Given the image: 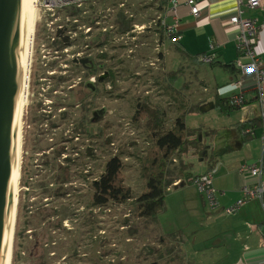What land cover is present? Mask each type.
<instances>
[{
    "label": "rangeland",
    "instance_id": "374dc122",
    "mask_svg": "<svg viewBox=\"0 0 264 264\" xmlns=\"http://www.w3.org/2000/svg\"><path fill=\"white\" fill-rule=\"evenodd\" d=\"M160 1L86 0L72 15L67 8L44 10L37 0L10 264H229L224 248L232 244L234 214L214 210L218 195L230 198L223 182L235 183L232 168L245 158L230 128L238 112L201 103L203 92L181 87L189 77L196 88L198 79L165 42L168 3L159 9ZM117 16L128 21V31L118 33ZM60 28L71 37L68 47L55 46ZM200 70L219 81L214 67L200 63ZM139 104L162 110L165 129L183 112L192 132L168 169L183 164L200 174L219 157L217 208L179 179L185 184L168 186L155 223L138 217L131 200L92 204L90 182L112 156L121 159L134 196L145 187L140 168L151 142L144 114L133 118ZM226 145L233 150L223 153Z\"/></svg>",
    "mask_w": 264,
    "mask_h": 264
},
{
    "label": "crops",
    "instance_id": "0c3cea01",
    "mask_svg": "<svg viewBox=\"0 0 264 264\" xmlns=\"http://www.w3.org/2000/svg\"><path fill=\"white\" fill-rule=\"evenodd\" d=\"M177 1L176 7L167 15L166 20L168 24H173L177 20L176 36L179 39L172 42L169 36H165V42L168 44L170 51L176 54L177 62L180 61L179 59L184 61L185 65L183 67H187L189 73L193 72L198 79L196 88L193 87V82L189 80V77L188 80H183L181 87L191 86L193 91L199 89V93L203 92L201 95L198 93L199 96H197L201 103L204 100H208L210 102L213 101L215 104L216 98H227L238 90L233 85L234 79L240 75L239 69L234 63L239 54L236 41L237 30L228 23V18L237 10L238 0H197L199 2L198 16H194L189 12L186 0ZM167 3L166 5L169 6L170 0ZM262 4V7L245 9V15L256 17L260 24L254 51L262 64H264V0H262ZM208 52L213 53L214 63L206 64L214 67L215 75L219 77V81H216L215 78L212 79L202 70L198 71V65L202 62L198 63L195 56ZM228 64L232 65V70L224 67V65ZM175 72L170 71V73ZM208 79L213 83L212 91L210 92L208 90ZM239 90L243 93L246 103L242 108L236 109L238 112L235 117L236 120L230 124V128L236 132L233 146L236 150L244 149L242 155L245 158L237 162L236 166L232 168L233 172L230 176H237L235 183L229 182L227 184V182H223V188L227 189L230 198L225 200V195H218L217 198L218 200L220 199L221 203L219 201V208L214 210L222 213V208L225 205L228 206L239 198L241 185L244 182H251V179L244 178L238 172L239 165L242 162H256L260 158L263 144L264 123L261 125L256 124L253 119L264 118V82H262L261 90L259 91L253 75H241ZM226 148L229 149L225 150ZM222 149L223 153L233 150L229 145ZM220 151L221 149L216 150L214 153L211 150L209 156L213 157L218 152L217 156H219L222 153ZM216 158L218 159L219 157ZM217 159L212 160V163L210 162L211 164L208 165L206 171L214 165L215 161H218ZM219 165H221L220 162ZM227 178V176H224L223 180L227 181ZM180 184L178 185H184V183L183 185ZM179 186L176 185L174 188ZM222 192L224 193L225 191L222 190ZM233 217L234 220L230 224L233 234L232 244H229L228 248H224L229 264H264V247L260 244L261 236L264 234V224L263 226L259 225L263 223L264 214L259 201L257 199L250 200Z\"/></svg>",
    "mask_w": 264,
    "mask_h": 264
},
{
    "label": "trees",
    "instance_id": "16d2710c",
    "mask_svg": "<svg viewBox=\"0 0 264 264\" xmlns=\"http://www.w3.org/2000/svg\"><path fill=\"white\" fill-rule=\"evenodd\" d=\"M167 1L168 0H161L159 9H163ZM67 9L71 10L72 15L79 11L78 8L74 7ZM115 21L117 25L116 28L120 26L118 27L119 29L117 28L118 33L128 31L129 24L124 17L117 16ZM64 32V29L61 28L57 30L58 38L54 43L58 48L68 47L72 44L70 35L62 34ZM169 37L171 39V37L174 38L175 36L171 34ZM210 63L213 64L214 59ZM224 67L232 70V65L230 64L224 65ZM87 87L90 88L91 86L87 85ZM228 98L229 97L216 98L215 106H218L222 111L238 109L239 107L228 104ZM245 103L246 101L244 99V104ZM141 114H144V117H146V125L150 130L149 140L151 142V149L148 150L147 154L142 159L140 168L141 175L145 181V187L138 195L134 196L130 186L126 185L124 182L122 173L124 165L121 159L117 156H112L105 162L103 170L99 176L95 177L96 179H93L90 182V188L93 192L92 204L94 206H103L108 202L124 203L131 200L134 212L138 217L155 223L157 214L164 209V198L168 186L172 184L175 179H179L181 181L184 180L185 183H190L189 180L191 178L204 174L205 172L201 174H193L190 170H188L189 168L185 169L183 164H181L178 168H167V161L171 155L175 151L182 153L186 149L185 144H189V142L186 141V138L188 135L190 136L192 134L191 130L187 129L184 124L183 112L176 115L171 122V126L167 129L162 127L164 123V117L162 116L164 112L162 110L139 104L133 118L137 119ZM253 121L256 124L261 125L264 123V118L258 117L253 119ZM193 140L194 141L190 143H193L194 146L200 143V141L196 138ZM228 149L229 148H226L225 150ZM167 176H170L171 178L167 179ZM180 183L181 182H179V184ZM263 224L264 223H260L259 225L263 226ZM164 239L165 238L162 237L160 240L162 241ZM146 264L165 263L155 259Z\"/></svg>",
    "mask_w": 264,
    "mask_h": 264
},
{
    "label": "built area",
    "instance_id": "2783aa9c",
    "mask_svg": "<svg viewBox=\"0 0 264 264\" xmlns=\"http://www.w3.org/2000/svg\"><path fill=\"white\" fill-rule=\"evenodd\" d=\"M85 1L86 0H39L38 7L47 11H53L55 9L64 10L71 7L78 8ZM177 3V0H170V5L167 6L165 12L167 14L171 13ZM198 3L197 0H186V4L189 6V12L194 16H198L199 13ZM262 6V0H238L236 12L228 18V23L237 30L236 41L239 54L234 63L240 72V75L233 81L234 87L238 90L229 96L228 104L239 108L244 106L245 99L243 93L239 90L241 85V75H253L259 91L261 90L262 82H264V64H262L254 51L260 24L256 17L245 15V9H254L255 7ZM162 24L168 35L173 34V36H175L174 38L171 37V40L173 42L177 41L179 39L178 36H176V28L178 25L177 20H175L173 24ZM196 59L199 62L207 63L212 61L214 56L212 52L200 53L196 56ZM262 143L261 155L256 162H242L239 165L238 172L243 175L244 178L251 179V182H244L239 189V198L230 205L222 208V211L225 214H235L243 205L252 199H257L259 201L264 214V134L262 137ZM218 165L219 163H216L204 174L196 177L194 176V178L189 180L190 183L195 185L198 191L203 195L205 202L210 209H215L218 206L216 199L217 190L213 186V175L217 171ZM177 183H179V180H176L174 185ZM260 244L264 247V234L261 236Z\"/></svg>",
    "mask_w": 264,
    "mask_h": 264
},
{
    "label": "water",
    "instance_id": "95a60500",
    "mask_svg": "<svg viewBox=\"0 0 264 264\" xmlns=\"http://www.w3.org/2000/svg\"><path fill=\"white\" fill-rule=\"evenodd\" d=\"M29 15L30 0H0V264H4L6 259L15 109Z\"/></svg>",
    "mask_w": 264,
    "mask_h": 264
},
{
    "label": "bare ground",
    "instance_id": "6f19581e",
    "mask_svg": "<svg viewBox=\"0 0 264 264\" xmlns=\"http://www.w3.org/2000/svg\"><path fill=\"white\" fill-rule=\"evenodd\" d=\"M37 0H30V15H29V26L25 38V52L24 60L19 76L18 82V96L15 109V136H14V155L12 164V175L10 180L11 187V214L8 225L7 242H6V259L4 264L11 263L12 256V244L14 236V227L16 220V208L18 201V181L20 177V154H21V124H22V114L24 107L27 103L28 98V81L30 65L32 61V46H33V35H34V22ZM211 62V61H210ZM207 62V63H210Z\"/></svg>",
    "mask_w": 264,
    "mask_h": 264
}]
</instances>
